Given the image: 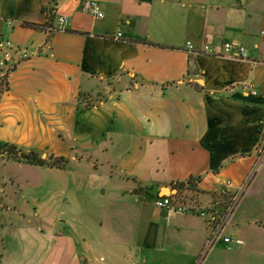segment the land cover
Returning a JSON list of instances; mask_svg holds the SVG:
<instances>
[{"label":"crops","instance_id":"crops-1","mask_svg":"<svg viewBox=\"0 0 264 264\" xmlns=\"http://www.w3.org/2000/svg\"><path fill=\"white\" fill-rule=\"evenodd\" d=\"M94 1L103 13L101 20L81 12L78 0H59L53 26L59 27L63 18L64 31L46 34L23 23L43 25L50 0H0V59L3 41L29 55L8 76V89L0 97V143L69 158L72 164L95 160L91 166H106L116 176L113 193L121 202H148L146 195L137 194L140 186L151 189L153 201L168 188L174 200L221 208L224 184L232 183L228 192L233 194L261 164V177L242 199L253 205L240 208L239 217L253 226L262 221L264 0ZM226 43L245 47L249 56L225 54ZM204 47L212 54H205ZM247 82L255 85L257 96L237 88ZM79 93L104 98L96 107L78 111ZM122 139L127 141L118 151ZM99 153H106L101 164ZM190 178L200 180L175 189ZM68 182L62 185L64 195ZM141 204L136 215L145 216L146 224L136 231L133 246L138 249L131 250L126 237L118 252L106 249V264H130L128 257L136 249L139 264H158L157 254L170 247L181 248L172 256L174 264H195L208 238L204 222L194 215L150 211ZM13 213L37 226L10 229L19 242L1 248L0 264H100L82 236L93 232L88 222L74 230L61 219L63 213L37 204ZM107 214L111 222L130 215L128 209ZM162 217L169 225L160 228ZM181 229L188 234L184 245ZM237 241L231 249L217 245L208 257L214 250L233 252L245 246ZM216 259L215 264H242L238 257Z\"/></svg>","mask_w":264,"mask_h":264},{"label":"rangeland","instance_id":"rangeland-1","mask_svg":"<svg viewBox=\"0 0 264 264\" xmlns=\"http://www.w3.org/2000/svg\"><path fill=\"white\" fill-rule=\"evenodd\" d=\"M98 103L100 102L93 103L92 107L94 108L95 104L97 105ZM126 141V139L120 140L121 145L118 151L124 147ZM30 151L32 150H24L26 153ZM37 153L42 159L49 157L46 154ZM98 155L102 157L99 163L101 164L106 153H99ZM92 163L96 164L95 160H91L90 164ZM90 164L87 162L69 163L65 170L61 172L45 167L37 169L38 167L24 164L19 153L15 157L9 156L4 149L0 148V250L4 245L8 247L13 243L19 242V236H17L16 240L12 239L11 228H15L17 225L20 226V224L24 227L34 228L37 226L35 221L32 224H28V221L26 223L22 220V216L14 215L13 213L19 212L22 214L24 206L27 205L29 210H32L33 205L36 206V204L43 210H47L50 207L53 213L58 215L63 213L64 215L61 219L66 221L74 230L78 229L79 223L88 222L93 232L92 234L82 233V236L92 249L91 257L100 264L108 262L106 249L113 247L118 252L117 245L126 246V237L130 238L129 244L133 247L131 250L136 247L138 249V246L134 247L138 241L139 234L136 231H140V228L145 226L146 217L143 215L137 216L136 210L139 204L142 203L141 206L154 211L153 200L151 198H148V202H144L143 199H137L135 202L133 198L124 202L117 200L113 193L117 185L116 176L111 174V170L106 166L95 168ZM66 181H69V189L66 193L67 195H64L65 188L62 185ZM161 195L166 194L162 193ZM4 196H8V200ZM242 203L243 201L232 218L227 234L235 241L242 240L245 246L239 247L233 252L214 250L204 264H215L216 255L220 257L222 255L224 259L238 257L242 264H264V247L256 248L264 244V229L261 228L264 227V219L253 226L250 224L253 221L246 219V217H239V213L244 206L251 208V205H253L248 200ZM262 203L259 202V209ZM8 208L9 211L7 210ZM112 209H128L130 215H122L111 222L107 212L112 211ZM81 210H84L85 213L81 212ZM86 212L90 213V216L89 214L86 215ZM91 220L94 222H91ZM196 221L197 223L199 222V220ZM99 223H101L102 228ZM166 223L164 217H162L159 223L160 228H163ZM167 225L169 224L167 223ZM63 226L61 225L58 228L61 229ZM119 227L124 230L127 229L128 232H119L116 230ZM183 228L185 229L186 227L183 226ZM181 232L183 233L181 235L183 239L180 245H184L185 241L188 240V237H186L188 234H185L186 231L182 229ZM122 235L125 238L124 241L121 239ZM137 249L136 254L138 252ZM179 250H181L180 247H170L169 250L166 249L158 253V261L160 262L158 264H174L172 256H174L175 251ZM239 251H241L240 254ZM136 254L131 258L128 257V260L139 264ZM99 258H103V260L100 261Z\"/></svg>","mask_w":264,"mask_h":264},{"label":"built area","instance_id":"built-area-1","mask_svg":"<svg viewBox=\"0 0 264 264\" xmlns=\"http://www.w3.org/2000/svg\"><path fill=\"white\" fill-rule=\"evenodd\" d=\"M79 9L81 12L94 17L97 20L103 19V13L99 4L94 0H78ZM65 19L59 20V27H55L53 30H46V34L51 32L64 31ZM121 34H117V38H120ZM1 47L2 56L0 59V73L1 77H7L16 69V67L22 62L28 59L29 55L27 50L21 47H15L10 41H3ZM187 49L192 50L191 44L187 43ZM225 54L235 53L239 59H245L249 56V51L240 45H233L226 43L223 46ZM204 53L207 55L212 54V50L208 47H204ZM264 62V61H263ZM241 91H244L251 96L258 95L255 85L252 82L242 83L238 87ZM98 103L97 105H99ZM95 104L94 107L97 106ZM93 108V107H92ZM263 154V153H262ZM264 164V154L261 160ZM261 164H256L251 170L250 174L244 179V181L238 186L236 192L230 194L228 190L232 188L230 181L224 184V189L219 193L222 207L217 204H210L206 206L198 205L196 202L189 201L188 203L181 202L180 200H174L171 196L157 197L154 199V207L159 211L175 212L182 215H194L200 218L208 231V238L206 244L200 253L195 264H204L209 253L217 245H225L228 249H231L234 245L240 244L239 241L231 239L227 230L231 225L232 218L234 217L239 205L244 197L245 191L255 182L259 176ZM131 264H136L131 262Z\"/></svg>","mask_w":264,"mask_h":264},{"label":"trees","instance_id":"trees-1","mask_svg":"<svg viewBox=\"0 0 264 264\" xmlns=\"http://www.w3.org/2000/svg\"><path fill=\"white\" fill-rule=\"evenodd\" d=\"M59 0H50L49 8L45 12L46 14V22L43 25H37V24H30V23H23V26L32 28L34 30L40 31L45 33L46 30H53L55 27L53 26V21L55 17L56 8L58 6ZM51 32L50 34H52ZM7 77H1L0 80V97L1 95L7 91ZM104 97L101 95H97L95 97L88 95V94H82L79 93L77 98V110L78 111H85L92 108L93 103L97 101L103 100ZM0 148L4 149L6 153L9 154V156L15 157L18 153L21 156V160L24 162V164H27L29 166L34 167H45L49 169H57V170H65L67 165L70 163L69 159L63 158V157H54L50 155L47 159H42L41 156L36 151H30L28 153L24 152L25 149L18 148L17 146L9 143H0ZM236 158H232L231 161H233ZM199 178H190L187 180V183H177L175 185V189L177 191H180L187 185L188 187L195 186V184L199 181ZM149 190L147 188H142L138 186L137 188V194H144L147 196V198H152L153 195L149 193ZM157 195H154V198H157ZM174 199H176V196Z\"/></svg>","mask_w":264,"mask_h":264},{"label":"water","instance_id":"water-1","mask_svg":"<svg viewBox=\"0 0 264 264\" xmlns=\"http://www.w3.org/2000/svg\"><path fill=\"white\" fill-rule=\"evenodd\" d=\"M166 194V195H161V194ZM172 193H173V190H170V189H168V188H163V189H161V191L159 192V197H163V196H170V195H172Z\"/></svg>","mask_w":264,"mask_h":264}]
</instances>
